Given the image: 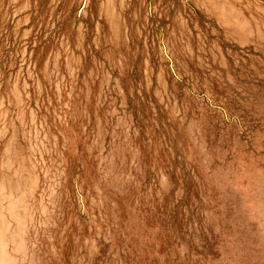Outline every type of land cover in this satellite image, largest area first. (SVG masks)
Returning a JSON list of instances; mask_svg holds the SVG:
<instances>
[{
    "label": "rangeland",
    "instance_id": "rangeland-1",
    "mask_svg": "<svg viewBox=\"0 0 264 264\" xmlns=\"http://www.w3.org/2000/svg\"><path fill=\"white\" fill-rule=\"evenodd\" d=\"M0 264H264V0H0Z\"/></svg>",
    "mask_w": 264,
    "mask_h": 264
}]
</instances>
